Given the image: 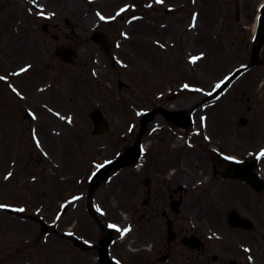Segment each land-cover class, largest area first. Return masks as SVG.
I'll list each match as a JSON object with an SVG mask.
<instances>
[{
	"label": "rangeland",
	"instance_id": "1",
	"mask_svg": "<svg viewBox=\"0 0 264 264\" xmlns=\"http://www.w3.org/2000/svg\"><path fill=\"white\" fill-rule=\"evenodd\" d=\"M156 1L0 0V264L96 262L93 249L78 257L64 236L70 222L90 244L99 234L85 207L84 178L135 141L131 128L144 109L189 108L247 62L251 30L227 18L233 11L227 2L236 0H200L195 31L176 25L185 10L168 15L166 5ZM177 1L171 4H181ZM242 1L244 10L256 12L263 0ZM96 31L109 35L115 66L91 40ZM52 33L60 36L58 42ZM57 43L75 47V65L55 55ZM120 79L131 88H119ZM244 79L197 111V116L209 114L200 137L222 151L243 154L252 147L256 154L263 138L259 93L264 87L253 91V82ZM95 107L111 123L112 132L102 138L91 135L88 114ZM27 109L32 120L24 116ZM240 117L249 119L245 127L239 126ZM157 122L163 128L154 132L148 149L168 136L167 122L161 117ZM111 189L95 194L94 207L101 211L103 202L107 216H122L106 196ZM39 220L59 235H44Z\"/></svg>",
	"mask_w": 264,
	"mask_h": 264
},
{
	"label": "flooded vegetation",
	"instance_id": "2",
	"mask_svg": "<svg viewBox=\"0 0 264 264\" xmlns=\"http://www.w3.org/2000/svg\"><path fill=\"white\" fill-rule=\"evenodd\" d=\"M166 2L171 4L173 0ZM177 2L181 4L169 5L172 10L167 8L166 13L177 17L178 11L185 10V17L176 21V25L185 24L195 31L200 25V0ZM227 4L232 6L230 2ZM245 8V1L238 0L235 11L229 12L227 18L242 29H252L257 12ZM263 66L264 60L245 73L244 80L253 82V91H258L259 84L260 89L264 87V72L260 70ZM259 94L260 138L263 136L260 152L255 155L249 147L235 156L240 161L255 162L249 167L251 173L260 174V182L264 184V91ZM159 117L167 122L164 127L168 136L163 139L161 135L158 139L162 145L150 147L145 160L127 170L114 171L96 191L111 185L106 196L109 202L111 198L116 201L114 207L122 213L107 216L105 204L100 202L105 213L98 210V217L113 231L107 248L110 259L100 256L104 231L91 216L99 232L95 241L88 244L71 222V226L66 225L65 238L78 257L93 249L96 262L77 258L71 264H264V188L224 178L218 151L210 148L208 141H201L199 125L183 130L184 133L164 116ZM162 128L157 120L155 125L148 126L146 141L153 140L154 132ZM221 153L233 154L228 149ZM89 186L90 183L86 186L87 193ZM77 238L89 248L76 245Z\"/></svg>",
	"mask_w": 264,
	"mask_h": 264
},
{
	"label": "water",
	"instance_id": "3",
	"mask_svg": "<svg viewBox=\"0 0 264 264\" xmlns=\"http://www.w3.org/2000/svg\"><path fill=\"white\" fill-rule=\"evenodd\" d=\"M264 21V19H263ZM99 34H95L94 38L98 36ZM97 38V37H96ZM264 41V24L259 27V32L258 36L256 37V43H255V48H254V54L253 58L257 59V56L260 52L261 46ZM56 53L64 60L69 61L71 59V51L66 50L63 47H58L56 50ZM244 71L243 69H240L237 71V73L234 75L237 76L241 72ZM229 85V82H227L216 94L212 95V97L216 96L218 93H220L222 90H224L227 86ZM157 111H153L151 114L156 113ZM147 115H150L146 113L142 119L141 125L142 128L140 130V135L142 134L146 124L148 123L149 119L147 118ZM91 118L93 119L95 123V129L93 131L94 134L96 135H103L108 132V121L104 118L103 113L101 112L100 109H95L91 112L90 114ZM140 138L138 139L136 146L133 148L128 149L123 155H121L119 158L109 162L106 164L93 178L92 184H93V189L95 186L99 185L104 179L108 177V173L111 169L118 168V167H124L126 165L131 164L135 158L139 155L138 152V143H139ZM45 228V226H44Z\"/></svg>",
	"mask_w": 264,
	"mask_h": 264
}]
</instances>
